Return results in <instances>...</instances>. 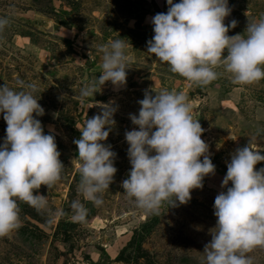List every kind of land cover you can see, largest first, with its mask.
<instances>
[{
    "label": "rangeland",
    "instance_id": "obj_1",
    "mask_svg": "<svg viewBox=\"0 0 264 264\" xmlns=\"http://www.w3.org/2000/svg\"><path fill=\"white\" fill-rule=\"evenodd\" d=\"M228 3L232 11L225 24L238 21L229 36L242 34L248 18L264 14V0ZM168 7L167 0H0V17L10 18L0 33V85L18 89L19 81L38 84L35 97L45 114L36 118L45 134L55 136L65 166L51 189L42 185L37 190L48 196L50 210L61 209L65 215L50 218L19 202L20 226L0 237V264H204L203 250L217 221L214 201L226 191L221 185L231 155L250 138L264 155V79L234 84L230 74L218 68L223 73L218 79L198 86L172 73L167 63L147 52L154 36L151 18ZM121 38L131 60L126 84L117 88L108 81L82 102L80 89L101 74L98 47ZM151 89L176 90L188 97L216 166L203 187L192 190L187 204L173 207L165 202L158 215L137 208L121 186L131 169L125 132L138 130L130 114H139L138 101ZM110 102L117 108L116 123L102 143L117 154L118 171L97 207L78 192L80 162L74 140L81 135L77 126L100 113L98 104ZM6 128L0 114V144ZM256 168H264V161ZM76 199L89 210L84 223L72 219L70 205ZM248 255L253 264H264V248Z\"/></svg>",
    "mask_w": 264,
    "mask_h": 264
},
{
    "label": "clouds",
    "instance_id": "obj_2",
    "mask_svg": "<svg viewBox=\"0 0 264 264\" xmlns=\"http://www.w3.org/2000/svg\"><path fill=\"white\" fill-rule=\"evenodd\" d=\"M167 4L166 13L151 18L154 36L147 42V52L167 63L172 73L198 86L218 79L223 74L218 68L230 74L234 84L264 79V14L248 18L242 34L229 36L238 21L225 24L232 11L228 0H167ZM9 24V17H0V33ZM127 49L123 38L98 47L101 74L80 89L82 102L108 81L117 88L126 84L131 63ZM18 85V89L0 85V114L7 124L0 144V237L20 226L19 202L47 212L50 218L65 215L61 209L50 210L48 196L37 192L42 185L51 189L65 168L55 136L45 134L36 118L45 114L35 97L39 86L23 81ZM153 91L146 90L138 101L139 114H130L138 130L125 132L131 169L121 186L137 208L158 215L165 202L173 207L187 204L192 190L202 188L204 178L214 175L216 166L188 97L176 90L154 91L155 95ZM97 106L100 113L77 126L81 135L74 143L80 162L78 192L99 207L118 171L114 166L117 154L110 144L102 143L116 123L117 108L111 102ZM261 161L264 155L252 138L231 155L221 185L226 191L219 192L214 201L217 221L203 250L204 264H253L248 253L264 248V168H256ZM70 207L73 221L86 222L89 210L79 199Z\"/></svg>",
    "mask_w": 264,
    "mask_h": 264
}]
</instances>
